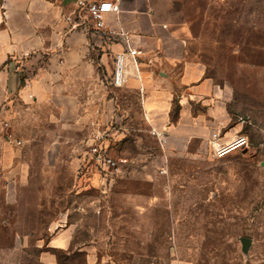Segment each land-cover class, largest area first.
I'll list each match as a JSON object with an SVG mask.
<instances>
[{"label": "rangeland", "instance_id": "obj_1", "mask_svg": "<svg viewBox=\"0 0 264 264\" xmlns=\"http://www.w3.org/2000/svg\"><path fill=\"white\" fill-rule=\"evenodd\" d=\"M147 1L153 21L222 91L248 148L218 159L194 143L160 164L141 124L140 141L127 135L107 148L123 170L119 186L77 187L73 148L43 113L0 125V249L19 264H42L65 215L73 232L68 249L54 252L58 264H264V0Z\"/></svg>", "mask_w": 264, "mask_h": 264}, {"label": "crops", "instance_id": "obj_2", "mask_svg": "<svg viewBox=\"0 0 264 264\" xmlns=\"http://www.w3.org/2000/svg\"><path fill=\"white\" fill-rule=\"evenodd\" d=\"M127 47L140 52L137 70L128 66L125 84L113 87V55ZM31 112L36 120L43 113L60 129V142L71 144L77 187L120 185L122 168L105 179L87 165V149L98 132L108 148L127 135L140 141L142 124L160 146V164L194 143L210 155L213 133L219 142L242 135L222 91L202 77L182 41L153 21L147 0H121L101 30L77 13L76 0H0V125L16 128L25 113L29 123ZM28 167L20 163L16 169ZM66 216L44 246L42 264H58L54 252L68 249L73 227L65 225ZM0 264L19 263L0 249Z\"/></svg>", "mask_w": 264, "mask_h": 264}, {"label": "built area", "instance_id": "obj_3", "mask_svg": "<svg viewBox=\"0 0 264 264\" xmlns=\"http://www.w3.org/2000/svg\"><path fill=\"white\" fill-rule=\"evenodd\" d=\"M121 0H76L77 13L86 21L92 24L95 30L104 28V17L109 13H117L118 5ZM67 20H70L67 18ZM108 35H113L108 31ZM121 35H123L121 33ZM137 48L127 47L124 51L117 52L113 55V70L111 74V85L113 87H122L125 84L128 66L137 70V57L139 55ZM2 127L5 131L9 129V124L4 122ZM103 134L98 132L93 136V142L88 146L87 153L90 161L94 162L100 170L102 178L108 179L118 172L116 160L107 154V147L102 144ZM7 142L14 146L21 145V142L15 139L12 134H6ZM219 134H211L208 144L210 155L213 158H223L230 153L248 148V139L244 135H237L227 142H219ZM165 143V140L162 141ZM121 163V162H120ZM162 173L164 169L160 170Z\"/></svg>", "mask_w": 264, "mask_h": 264}, {"label": "water", "instance_id": "obj_4", "mask_svg": "<svg viewBox=\"0 0 264 264\" xmlns=\"http://www.w3.org/2000/svg\"><path fill=\"white\" fill-rule=\"evenodd\" d=\"M240 243H241V250L243 252H247V250L250 247V243H251L250 239L243 237V238L240 239Z\"/></svg>", "mask_w": 264, "mask_h": 264}]
</instances>
